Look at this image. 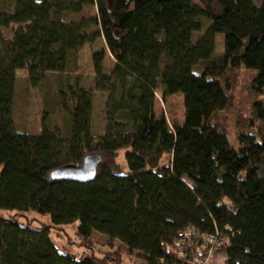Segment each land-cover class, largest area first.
<instances>
[{
  "label": "trees",
  "instance_id": "1",
  "mask_svg": "<svg viewBox=\"0 0 264 264\" xmlns=\"http://www.w3.org/2000/svg\"><path fill=\"white\" fill-rule=\"evenodd\" d=\"M97 42L93 87L74 76L56 93L63 125L45 111L38 134L17 130L16 72L42 86L50 73L71 75L80 49ZM238 68L255 71L252 89L264 95V0H0V264H120L61 252L50 229L74 221L82 239L118 240L144 264H189L199 238L174 252L188 228L227 235L212 264H264V98L251 101L237 147L218 120ZM94 90L107 94L97 136ZM158 96L166 105L179 96L181 116L157 111ZM89 153L101 156L92 180L51 179ZM1 210L47 214L51 224Z\"/></svg>",
  "mask_w": 264,
  "mask_h": 264
},
{
  "label": "rangeland",
  "instance_id": "2",
  "mask_svg": "<svg viewBox=\"0 0 264 264\" xmlns=\"http://www.w3.org/2000/svg\"><path fill=\"white\" fill-rule=\"evenodd\" d=\"M204 26L208 24L203 20ZM17 28L13 25L11 29ZM11 30L7 29L5 32L8 34ZM198 34H194L196 38ZM216 47L217 53L223 49V35L216 34ZM100 46V43L85 44L78 53L77 66L71 75L63 74L60 76L57 73H50L47 78V83L39 87H32L28 84L25 70H18L16 72V87L14 95V113L13 120L16 129L25 131L31 134H38L41 129V121L43 113L46 111V121L50 125L62 126L63 114L60 107H58V100L56 93L59 88L66 83L68 78L79 76V85L84 88L93 87L94 71L91 65V55L95 49ZM111 67V62H106V68ZM255 76V71L245 70L238 68L233 73L231 78L230 87L232 88L230 94V106L226 111L218 115V120L221 121L228 130L230 143L238 146L236 133L242 126L248 125L250 119L251 101L260 100L264 98L263 94L254 93L252 89V79ZM93 109H92V133L100 135L105 128L104 105L107 94L94 90L93 92ZM159 102L156 104V110L160 109L168 116V109L176 117L181 116V99L179 96L169 98V103L166 105ZM46 101V103H45ZM124 151H120L117 162L123 172L126 171V163L123 156ZM19 213L21 215H14ZM1 214L5 217L14 215L20 224H25L29 221L30 225L34 228H40L45 224H51L50 217L47 214H40L35 211H9L1 210ZM78 221L62 225L59 228H52L49 233L50 238L55 246L63 253H69L77 258L84 255H94L98 258L107 259L111 258L114 262L118 260L120 264H144L143 260L137 255L136 252H130L127 247H124L118 240H109L98 232H92L88 239H82L77 234Z\"/></svg>",
  "mask_w": 264,
  "mask_h": 264
},
{
  "label": "built area",
  "instance_id": "3",
  "mask_svg": "<svg viewBox=\"0 0 264 264\" xmlns=\"http://www.w3.org/2000/svg\"><path fill=\"white\" fill-rule=\"evenodd\" d=\"M193 237H197L201 240L200 251L197 256L190 260L189 264H212L210 261L212 251L216 247L224 246L227 241V235L221 234L220 232L215 233H200L194 228H188L178 233V238L174 242V252L177 255H182L180 247L184 244L191 242Z\"/></svg>",
  "mask_w": 264,
  "mask_h": 264
},
{
  "label": "water",
  "instance_id": "4",
  "mask_svg": "<svg viewBox=\"0 0 264 264\" xmlns=\"http://www.w3.org/2000/svg\"><path fill=\"white\" fill-rule=\"evenodd\" d=\"M101 156L97 153H89L84 156L80 165L68 164L50 173L51 179L75 180L79 182L90 181L94 178L97 165Z\"/></svg>",
  "mask_w": 264,
  "mask_h": 264
}]
</instances>
